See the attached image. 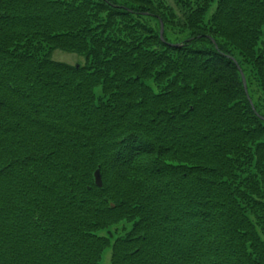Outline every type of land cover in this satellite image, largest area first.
I'll list each match as a JSON object with an SVG mask.
<instances>
[{
	"label": "trees",
	"instance_id": "obj_1",
	"mask_svg": "<svg viewBox=\"0 0 264 264\" xmlns=\"http://www.w3.org/2000/svg\"><path fill=\"white\" fill-rule=\"evenodd\" d=\"M109 250L264 264V0H0V264Z\"/></svg>",
	"mask_w": 264,
	"mask_h": 264
},
{
	"label": "rangeland",
	"instance_id": "obj_2",
	"mask_svg": "<svg viewBox=\"0 0 264 264\" xmlns=\"http://www.w3.org/2000/svg\"><path fill=\"white\" fill-rule=\"evenodd\" d=\"M170 4H172L171 1H170ZM169 35L172 38L177 37L176 35H174V32L172 31L169 32ZM52 57L56 61H60V62L72 64V65L85 64V58L83 55L78 54V53H71V52H67L63 50L61 51L60 49L55 51ZM110 254H111L110 250L106 252L104 259H103L104 264H110Z\"/></svg>",
	"mask_w": 264,
	"mask_h": 264
},
{
	"label": "bare ground",
	"instance_id": "obj_3",
	"mask_svg": "<svg viewBox=\"0 0 264 264\" xmlns=\"http://www.w3.org/2000/svg\"><path fill=\"white\" fill-rule=\"evenodd\" d=\"M162 27H163V34L161 33V31H162ZM165 32H166V29H165V25H164V23L163 22H161L160 23V39L165 43V44H167L168 46H171V47H174V48H178V47H181L182 45H183V43H171V42H169V41H167L166 40V38H165ZM170 38V37H169ZM172 41H173V39H172V37L170 38ZM215 46H216V48L218 49V46L215 44ZM57 50H59V49H57ZM57 50H55V51H57ZM61 51H62V49H60ZM54 51V52H55ZM63 51H65V50H63ZM54 52L52 53V56H53V54H54ZM84 56V55H83ZM228 57H230L229 55H228ZM84 58H85V63H86V57L84 56ZM230 58H232L233 60H234V62L236 63V65H237V67H238V69L240 70V72L242 71L241 70V68H240V66H239V64H238V62L233 58V57H230ZM52 59H53V57H52ZM54 60V59H53ZM54 61H56V60H54ZM58 62H60V61H58ZM61 63H64V62H61ZM66 64H68V63H66ZM69 65H72V64H69ZM84 65V64H83ZM72 66H75L77 69L80 67V66H82V65H80V64H76V65H72ZM243 72V71H242ZM244 74V73H243ZM241 76H242V74H241ZM245 76V75H244ZM246 78V77H245ZM243 80V79H242ZM246 82H247V80H246ZM243 85H244V83H243ZM244 89H245V86H244ZM245 92H246V94H247V96H248V99H249V102H250V104H251V106H252V108H253V110H255V107H254V103H253V101H252V99L250 98V95H249V92H248V85H247V90L245 89ZM99 171V170H98ZM95 176H96V174H95ZM102 179V178H101ZM104 263V262H103ZM110 264H111V254H110Z\"/></svg>",
	"mask_w": 264,
	"mask_h": 264
},
{
	"label": "water",
	"instance_id": "obj_4",
	"mask_svg": "<svg viewBox=\"0 0 264 264\" xmlns=\"http://www.w3.org/2000/svg\"><path fill=\"white\" fill-rule=\"evenodd\" d=\"M161 33L163 34V27H162V31ZM241 74H242V79H243V83H244V86H245V89L247 90V82H246V78L243 74V72L241 71ZM96 183L99 187H102V179H101V175H100V172L97 171L96 172Z\"/></svg>",
	"mask_w": 264,
	"mask_h": 264
}]
</instances>
